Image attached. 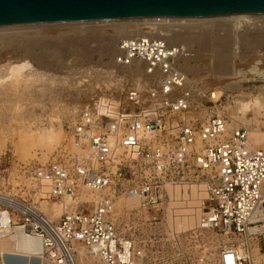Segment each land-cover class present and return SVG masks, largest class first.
I'll return each instance as SVG.
<instances>
[{
  "label": "built area",
  "instance_id": "2783aa9c",
  "mask_svg": "<svg viewBox=\"0 0 264 264\" xmlns=\"http://www.w3.org/2000/svg\"><path fill=\"white\" fill-rule=\"evenodd\" d=\"M184 52V45L151 35L119 39L114 62L142 67L152 85L147 94L138 87L127 91V105L135 109L120 111V119L107 112L108 103L85 108L72 127V148L25 166L29 179L47 183L44 200L62 211L55 221L41 209L47 201H0V264H72L76 242L104 264H150L134 239H187L191 226L239 237L222 241L217 264H254L252 238L263 234L264 242V233L250 231L263 221L256 212L264 208V147L249 141L248 128L228 129L225 115L199 122L190 114L194 87L179 64ZM208 97L219 100L215 91ZM120 196L137 199L125 212L150 237L120 229ZM16 230L40 239L38 256L1 250ZM206 258L199 250L181 264Z\"/></svg>",
  "mask_w": 264,
  "mask_h": 264
},
{
  "label": "rangeland",
  "instance_id": "374dc122",
  "mask_svg": "<svg viewBox=\"0 0 264 264\" xmlns=\"http://www.w3.org/2000/svg\"><path fill=\"white\" fill-rule=\"evenodd\" d=\"M210 16L215 15L200 16V19L194 21L184 19L159 21L164 23L163 27L181 33V37L174 42L182 45L187 43L190 49L191 55L186 56L187 59L182 57L179 64L184 69L190 85L194 87L192 107L195 113L192 114L199 122L221 114L226 116L228 123L233 124L232 119L240 101L251 102L255 97H264V74H251L253 66L264 71V17L236 30L234 22L231 21H225L222 25H209L202 19ZM153 18L156 17L87 20L89 23L87 21H85L87 23L84 21L14 23L0 26H22V30L29 31L17 35L13 41H0V193L29 202L47 201L41 204L48 206H42L41 209L49 211L50 217L58 221L61 212L55 213L53 207L58 208L60 205L54 201L44 200L48 190L46 191L43 183L38 180L29 179L25 173V166L32 162L46 163L56 156L58 151L72 148V127L85 108L98 109L100 102H104L108 103L107 112L114 117L120 119V111L124 115L132 114L135 107L127 105V91L132 87H138L146 92L152 83L146 81L149 78L144 75L142 67L117 65L114 57L120 38L133 36L141 31L130 34L116 32L113 34L112 31L119 25L132 24H138L145 30L150 25L147 23L155 21ZM39 26L52 29L51 36L39 33ZM95 30L100 33L96 35ZM204 30L210 33L203 38ZM61 35L67 42L60 41ZM188 36L195 38L189 41ZM103 37L112 39L111 46L104 45L103 42L107 39ZM219 37L227 40V45L221 49L225 54V67H221L215 56L218 52L216 47L202 45V41L211 42ZM24 47H29V54L24 52ZM40 58L44 60L43 64L38 61ZM142 78L143 83L140 81ZM213 91L219 97L217 102L208 97ZM254 115L253 110H248L246 116L251 120L250 123L241 120L237 125H233L232 129L248 128L250 142L256 146H264V110L261 114H256L257 118ZM104 120L112 121L111 117ZM47 130H52L58 137L52 146L45 145L44 137L41 139ZM254 131L256 134L251 135ZM188 190L190 193V189ZM195 190L198 189L192 187L191 193L195 194ZM120 199L124 202L121 207L116 205ZM137 204L136 200L125 196L115 200L117 218L123 222L120 229L148 238L146 235L149 231L144 224L142 225L135 216L128 217L125 212ZM58 209L62 211L61 207ZM191 215L192 209H187L185 220L190 225L193 224ZM127 224L131 225V229L125 226ZM261 224H264V220L259 225ZM193 227H190L187 239L134 240L138 246L147 250L146 257L150 264H181L189 259L194 260L199 250H203L207 256L205 263L217 264L216 256L222 241L239 239L227 237L216 230H199ZM252 239V250L257 248L261 254L254 258V264H264L263 234ZM96 263L104 264L100 259Z\"/></svg>",
  "mask_w": 264,
  "mask_h": 264
},
{
  "label": "bare ground",
  "instance_id": "6f19581e",
  "mask_svg": "<svg viewBox=\"0 0 264 264\" xmlns=\"http://www.w3.org/2000/svg\"><path fill=\"white\" fill-rule=\"evenodd\" d=\"M226 14L225 15L219 14V16L215 15V16H212V17L210 16V17H206V18L204 17L202 19L205 22H208L209 25H222V23L225 21H231V22H234V24H235L234 27H236V30H237V29H241L247 23H250V22L258 20V19L262 20L263 19L262 17H264V13L231 12V13H226ZM163 17L162 18H157V17L153 18L152 20H155V21L152 23H147L150 25H148L145 30L143 29L144 27H141V26L139 27L138 24L137 25L132 24V26L119 25V26L115 27V30L112 31V33L116 32V34L117 33H120V34H128L129 33L130 34L131 32L141 31L139 33H135V35H133V36L151 35V36H154L157 38L165 39L170 43H176L174 41L178 40L179 37H181L180 35H182V34L179 32L171 31V30L167 29V27H163L164 23H162L161 21L163 19H168V20L169 19H175L176 21L180 20V19H184L185 21H194V20H197L198 18L200 19V17H182V18L181 17H175V16H171V17L170 16H163ZM103 20H105V19H103ZM159 20H161V21H159ZM87 22L84 21V23H87ZM172 22H173V20H172ZM166 23H167V21H166ZM30 25H32V24H30ZM28 26H29V24H28ZM24 27H27V26L24 25ZM38 29L40 31L39 33L43 32L47 36H51V34H52V29L48 28L47 26H41V27L39 26ZM25 32H29V31L22 30V26H13V25L12 26L7 25L4 27L2 26V27H0V41H2V40L13 41L17 35L23 34ZM30 32H34V31L30 30ZM39 33H38V35H39ZM94 33H96V35H98L100 32L95 30ZM209 33H210V31L204 30L202 33L203 38L206 37V35ZM113 34H115V33H113ZM238 36H239V34H238ZM103 38L107 39V41L105 40L103 42L104 45H110L111 46V44H112L111 40L112 39L106 38V37H103ZM194 38L195 37L188 36L189 41H192ZM239 40H240V38H239ZM60 41L65 43V42H67V39L65 37H63V35H61ZM186 44H184L185 52L181 56V57H184L185 59H187L186 56H188L190 54V49ZM202 45L203 46L216 47V50H218V52L215 54V56H217V58L221 64V67H225V54L221 51V49L227 45V40L224 37H219V38H217V40L211 41V42L209 40L208 41L205 40L204 42L202 41ZM23 50L25 53L29 54V47H24ZM38 61L41 64L44 63V60L42 58L38 59ZM130 67H132V66H130ZM253 67H252L253 73H251V74H254V75L255 74H259V75L264 74V71H261L259 67H257V66H253ZM141 69L143 71V68H141ZM244 73H246V72H244ZM144 75L147 77L146 74H144ZM243 77H244V75H243ZM243 77H241V78L243 79ZM140 81L143 83L144 82L143 78ZM146 81H150V80H146ZM141 82H139V83H141ZM145 93L147 94V91ZM260 97H255L251 102L250 101H247V102L240 101L238 103L237 111L235 112L234 117L232 119L233 124L227 123L228 129H232V126L237 125L239 123V121H241V120L244 121L245 123L249 124L251 120H248V118L246 116V113L248 110H253L255 113L254 116L257 118L256 114H261V111L264 110V97H262V98H260ZM193 108L194 107H192L190 114L193 117H196L192 114V112L195 113ZM240 113H242V115H239ZM232 115H233V113H232ZM230 116H231V114H230ZM234 128H237V127H234ZM41 134H43V133H41ZM253 134L254 135L256 134L255 131H254V133L251 132V135H253ZM42 137H44V139L46 141L45 145L50 146L53 142H55L57 135H56V133L53 134L52 130H47L41 136V139H42ZM249 138H250V135H249ZM41 142H43V141H41ZM22 146L23 145H21V147ZM261 147H264V146H261ZM44 186H45V188L47 187L46 182H44ZM195 193L198 194V190H195ZM128 198H132V199L137 201V199H135L134 197H128ZM11 200H16V198L9 196V195H6L4 193H0V201H11ZM123 203H124L123 199H120L116 202V205L121 207ZM137 203H138V201H137ZM58 208H60V207H58ZM58 208L53 207V210L55 213L61 212L60 209H58ZM256 216L259 217L260 219L264 220V208H262V207L259 208L256 212ZM52 217H53V215H52ZM250 231H251V233H253V232L254 233L255 232L264 233V224L253 226L250 228ZM74 249L77 250V253L74 256H72L73 257L72 264H97L96 261H98L100 259L98 256L93 254L87 247H85L81 243L78 244V242H76L74 245ZM1 250L2 251H8V252H16V253H19L22 255L33 257V256H38L41 253L42 245H41L40 239H38L34 236H31V235H27L26 233H24L21 230H16L8 238L2 240ZM256 250H257V248L256 249L254 248L252 250L254 258H258L261 255L259 253V251L258 250L256 251Z\"/></svg>",
  "mask_w": 264,
  "mask_h": 264
},
{
  "label": "water",
  "instance_id": "95a60500",
  "mask_svg": "<svg viewBox=\"0 0 264 264\" xmlns=\"http://www.w3.org/2000/svg\"><path fill=\"white\" fill-rule=\"evenodd\" d=\"M231 12L264 13V0H0V25Z\"/></svg>",
  "mask_w": 264,
  "mask_h": 264
},
{
  "label": "crops",
  "instance_id": "0c3cea01",
  "mask_svg": "<svg viewBox=\"0 0 264 264\" xmlns=\"http://www.w3.org/2000/svg\"><path fill=\"white\" fill-rule=\"evenodd\" d=\"M46 212H49V211H46ZM49 214H50V212H49Z\"/></svg>",
  "mask_w": 264,
  "mask_h": 264
}]
</instances>
